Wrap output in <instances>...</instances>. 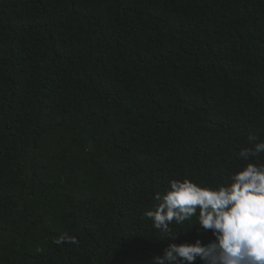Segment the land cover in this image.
I'll return each instance as SVG.
<instances>
[{
	"label": "trees",
	"instance_id": "trees-1",
	"mask_svg": "<svg viewBox=\"0 0 264 264\" xmlns=\"http://www.w3.org/2000/svg\"><path fill=\"white\" fill-rule=\"evenodd\" d=\"M260 141L264 0H0V264L208 243L145 213L173 179L228 182Z\"/></svg>",
	"mask_w": 264,
	"mask_h": 264
},
{
	"label": "clouds",
	"instance_id": "clouds-1",
	"mask_svg": "<svg viewBox=\"0 0 264 264\" xmlns=\"http://www.w3.org/2000/svg\"><path fill=\"white\" fill-rule=\"evenodd\" d=\"M261 153L264 141L242 149L239 157L249 162L219 186L173 179L166 193L155 195L159 203L145 215L162 239H176L171 225L186 221L214 238L171 243L153 264H264V164L250 160ZM65 239L61 236L56 243Z\"/></svg>",
	"mask_w": 264,
	"mask_h": 264
}]
</instances>
